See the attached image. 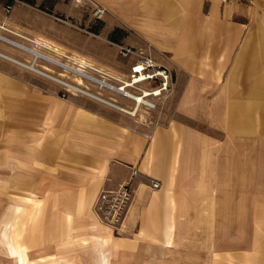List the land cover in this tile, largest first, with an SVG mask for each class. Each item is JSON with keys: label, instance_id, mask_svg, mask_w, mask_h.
I'll return each mask as SVG.
<instances>
[{"label": "crops", "instance_id": "crops-1", "mask_svg": "<svg viewBox=\"0 0 264 264\" xmlns=\"http://www.w3.org/2000/svg\"><path fill=\"white\" fill-rule=\"evenodd\" d=\"M92 1L107 8V36L122 30L125 45L171 71L169 101L186 124L146 127L0 67V221L13 192V235L30 264H100L103 249L110 264H212L226 229L241 241L225 215L242 212L241 177L264 135V0ZM127 181L134 197L116 232L94 203ZM1 238L0 264H20Z\"/></svg>", "mask_w": 264, "mask_h": 264}, {"label": "rangeland", "instance_id": "rangeland-1", "mask_svg": "<svg viewBox=\"0 0 264 264\" xmlns=\"http://www.w3.org/2000/svg\"><path fill=\"white\" fill-rule=\"evenodd\" d=\"M0 3H2V1H0ZM60 3L68 6L74 5L79 13H81V19L78 20L74 16H66L63 12L59 11L58 6ZM105 16L101 19H96L92 14L91 8H81L76 5L74 0H31L28 4H20L17 6L10 15H5L0 5V34L29 47L36 48L71 66L80 67L77 60L58 55L34 43L32 40L40 39L48 41L63 48L67 55L71 57H75V55L84 57L87 61L92 63V65L100 68L107 75L126 79L128 75H130L129 70L131 64H133L137 58L141 57L139 52L144 55L150 54H146L132 47L136 53H131L128 56L123 55L122 47L131 46H127L123 43V31L120 29L114 30L108 36L106 35L104 32ZM15 32L19 34L22 33L23 36L26 35L29 39L26 38V36L20 37L16 35ZM33 33L36 36L33 35ZM0 51L11 57L13 56L14 59L19 61L35 64L39 69L50 71L54 75L64 78L72 84L78 85V76L75 73L67 71L45 59H35L33 54L1 39ZM0 67L11 73H13V68H15L18 73L24 76L34 78L38 81L43 80L51 92H55L63 99L70 100L73 97H83L85 99L97 100L82 92L74 91L18 62L15 63V61L1 56ZM86 71L99 79H107L110 84L115 86L120 85L119 80L104 75V73L97 72L90 68H86ZM146 86L149 87L150 85ZM82 87L89 89L97 96L115 102L125 108L131 109L135 105L134 100L123 96L121 92L101 86L97 82L85 79V84L82 85ZM168 93L164 97L155 100L157 104L155 108L141 106L136 116L125 111L124 113L133 117L135 121H139L146 127L175 126L176 129L181 130L182 127L185 126L186 120L176 113V110L173 108L175 102L169 101ZM210 136L213 138L214 143L219 139V135L216 133H211ZM252 154L254 155L253 165L248 169L251 170L252 176L241 177L240 181L242 212L236 215H225L226 225H234L233 223H236L237 228L241 227V241H233L230 235L234 233V230L226 229V237L221 239L224 241V245H222L224 248H222V250L225 249V253L215 254L214 259L211 261L212 264H264V135H257V141L253 144ZM237 184L239 183L236 182V189ZM3 185L4 184L0 182V190H2ZM119 186L120 185L116 187ZM8 190L6 192H8ZM9 193V198L6 199L7 202L4 207L5 213L2 215L3 219L6 212L10 210V206L13 204V192ZM253 210L256 212H251ZM3 219L0 221L2 231L5 227ZM251 222H257V230L255 231L256 242L250 252V227H254L253 224L251 225ZM119 229L120 227L117 230ZM238 232L239 231H236V233ZM219 244L217 243V245Z\"/></svg>", "mask_w": 264, "mask_h": 264}, {"label": "built area", "instance_id": "built-area-1", "mask_svg": "<svg viewBox=\"0 0 264 264\" xmlns=\"http://www.w3.org/2000/svg\"><path fill=\"white\" fill-rule=\"evenodd\" d=\"M2 9L5 15H10L14 9L20 4H28L31 0H1ZM77 6L81 8H91L92 14L96 19L103 18L107 13V8L92 0H74ZM138 52V51H137ZM122 53L125 56L136 53L132 47H122ZM141 57L137 58L131 64L130 75L128 78L120 80L116 77L113 79L119 80V92L123 96L132 99L124 89H133L138 94V99L147 98V103L137 102L141 106H148L155 108L157 106L155 100L164 97L171 89V82L173 80L172 73L166 67L158 64L155 59L150 55L140 53ZM131 83V87H126L125 84ZM145 83V84H143ZM113 85V84H112ZM146 85H150L147 87ZM115 86V85H113ZM117 87V86H116ZM136 88V89H135ZM145 88H150V95L146 96ZM113 90V89H112ZM131 91V90H130ZM136 100V99H132ZM137 171L134 172L136 174ZM154 188L160 187V181H153ZM134 197V188L130 181L121 184L116 188H103L94 203V211L97 217L106 225H109L115 231L123 224L125 215L130 207Z\"/></svg>", "mask_w": 264, "mask_h": 264}, {"label": "bare ground", "instance_id": "bare-ground-1", "mask_svg": "<svg viewBox=\"0 0 264 264\" xmlns=\"http://www.w3.org/2000/svg\"><path fill=\"white\" fill-rule=\"evenodd\" d=\"M16 35L20 36V37H25L23 36L22 34H19L17 32H15ZM27 38V37H26ZM0 39L3 40V41H6L28 53H31L33 54L34 58L35 59H39V58H42V59H45L53 64H56L62 68H64L65 70L67 71H71L73 73H75L78 77H77V81H78V85L76 84H72L71 82H68L67 80H65L64 78H61L59 76H56L54 75L52 72L50 71H45V70H42V69H39L35 64H29V63H25V62H22V61H19L17 59H14L13 57L3 53L0 51V56L1 57H4V58H7V59H10L12 61H15V62H18L19 64L29 68V69H32L33 71L41 74V75H44L50 79H53L61 84H63L64 86L66 87H69L70 89L74 90V91H78V92H82L88 96H91V97H94V98H97L99 99L100 101H103V102H108L112 105H114L115 107H118L120 108L122 111H125L131 115H134L136 116L137 113L139 112L140 110V107H141V104L140 102H145L147 103L148 100H146L147 98H143V99H138V94H136V92L133 90V89H128V88H125L124 90L131 96L133 97L135 100V105L133 108L129 109V108H125L123 106H120L118 104H116L115 102H112L110 100H107L105 98H102L100 96H97L95 95L94 93H92L89 89H86L85 87H82V85L85 84V79H88L90 81H93V82H97L99 83L101 86H105L109 89H113L117 92H119V89L118 86H113L112 84H110L108 82L107 79H99L97 77H94L93 75L89 74L87 71H86V68H90L92 70H95L97 72H100V73H104V75H107L105 74V72H103L100 68L92 65V63H90L89 61H87L84 57H80V56H77L75 55V57H71L69 55H67L66 51H64L63 48L57 46L56 44H53V43H50L48 41H43V40H40V39H35V40H32L34 43L42 46V47H45L55 53H57L58 55H61V56H64V57H70L74 60H77V62L80 64V67H74V66H71L70 64L68 63H64L62 62L61 60L59 59H56L55 57L51 56V55H47L45 53H43L42 51L36 49V48H33V47H29L25 44H22L20 42H17V41H14L2 34H0ZM29 39V38H28ZM109 77H113L111 75H107ZM120 79V78H118ZM120 80H123V79H120ZM128 82V81H126ZM145 84V83H143ZM126 87H131V83H127L125 84ZM136 89V88H135ZM150 88H145V92H146V96L150 95L151 93L149 92ZM131 90V91H130ZM132 98V99H133ZM137 99L140 101L139 103L137 102ZM15 210L14 211H18L20 210L19 207H15L14 208ZM3 224H4V230L0 231V234L2 237L1 239H4L5 242L7 243V249L9 250L10 254L11 255H14L16 256L18 259H19V263L20 264H30L29 263V260H28V255H27V247L26 246H23L21 244H19L18 241H15L14 239V235H13V204L10 206V210L8 212H6L5 214V217L3 219ZM16 232V231H15ZM17 234V233H15ZM21 233L19 232V235ZM104 243H107L108 242V238H104ZM107 252L105 249H103V252H102V261L100 264H110L109 263V257L108 255H106Z\"/></svg>", "mask_w": 264, "mask_h": 264}]
</instances>
